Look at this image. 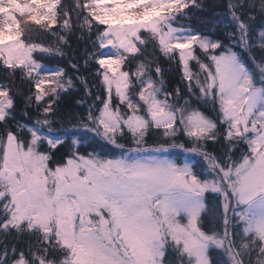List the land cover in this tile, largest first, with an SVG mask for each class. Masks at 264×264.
<instances>
[{
  "label": "snow or ice",
  "instance_id": "1",
  "mask_svg": "<svg viewBox=\"0 0 264 264\" xmlns=\"http://www.w3.org/2000/svg\"><path fill=\"white\" fill-rule=\"evenodd\" d=\"M208 8L0 0V264H264V0Z\"/></svg>",
  "mask_w": 264,
  "mask_h": 264
},
{
  "label": "trees",
  "instance_id": "2",
  "mask_svg": "<svg viewBox=\"0 0 264 264\" xmlns=\"http://www.w3.org/2000/svg\"><path fill=\"white\" fill-rule=\"evenodd\" d=\"M218 0H205V3L209 6L208 11L206 13H204L205 15H211L213 11H218L219 9L215 8V5L217 4ZM80 48L81 50V54H82V49H83V45L77 43V40L75 37L72 38V46L70 49H67V51H69L71 53V51L73 49H77ZM58 62L61 63L62 66L67 67L68 71L70 74H72V69L70 67H68L67 62L66 61H60L58 58ZM164 67H168L167 64L164 65ZM81 74L87 75L86 72H81ZM170 81H172L173 85L175 84L176 80L178 79V76L175 72V70H173L167 77ZM83 94V89L81 88V92L76 94V96L74 98H79L80 95Z\"/></svg>",
  "mask_w": 264,
  "mask_h": 264
}]
</instances>
